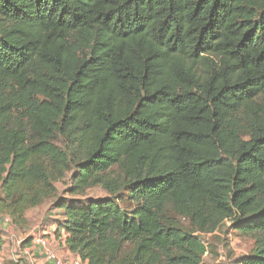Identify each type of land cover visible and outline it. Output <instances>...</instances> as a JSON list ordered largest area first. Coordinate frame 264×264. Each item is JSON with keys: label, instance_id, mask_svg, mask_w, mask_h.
<instances>
[{"label": "trees", "instance_id": "16d2710c", "mask_svg": "<svg viewBox=\"0 0 264 264\" xmlns=\"http://www.w3.org/2000/svg\"><path fill=\"white\" fill-rule=\"evenodd\" d=\"M73 168L83 262L204 264L229 225L264 264V0H0V216Z\"/></svg>", "mask_w": 264, "mask_h": 264}, {"label": "rangeland", "instance_id": "374dc122", "mask_svg": "<svg viewBox=\"0 0 264 264\" xmlns=\"http://www.w3.org/2000/svg\"><path fill=\"white\" fill-rule=\"evenodd\" d=\"M74 172V168L70 172H66L64 179L55 184L57 194L53 199H49L42 206L28 211V223L25 228L18 229L9 225V231L4 232L9 237V250L13 248V244L11 242L12 239L14 241L16 240L15 242L22 241L24 243V245L22 243L20 248L15 252L16 254L22 256L21 259H23V261L26 256L24 257L22 252L25 250V246L30 245L28 243L32 240L42 239L49 242V240L55 239L53 234L56 230V223L62 219V212L56 209L58 199L80 201L86 198H104L107 196L106 192L100 188L89 189L86 191L85 195L73 196L70 188L72 187V176ZM3 224L4 222L2 217H0V235L3 234ZM185 224L187 223L185 222ZM228 226L224 229H220L215 234L204 236V242L208 248V254L204 258V264H237L242 256H246L253 251L256 240L253 237L240 234L233 230L226 232V228ZM28 239L29 242L26 243L25 241ZM49 248L54 249L60 257H62L65 252V244H62V242L60 245L52 243ZM40 251H42L41 258L45 260V263L49 264L43 249L40 248ZM11 254L15 255L13 252ZM70 260L71 257L67 256L64 258V262L66 264H70Z\"/></svg>", "mask_w": 264, "mask_h": 264}, {"label": "crops", "instance_id": "0c3cea01", "mask_svg": "<svg viewBox=\"0 0 264 264\" xmlns=\"http://www.w3.org/2000/svg\"><path fill=\"white\" fill-rule=\"evenodd\" d=\"M2 220L4 222V218L3 217H2ZM11 226L16 228L14 225H11ZM2 227H3V230H2L3 234L0 235V239L2 240V248L0 250V264H47V263H45V260L43 258H41L42 251H40V247L37 244V240L36 239L32 240L30 243H28V244H30L29 246H25V250H23V252H22L24 257L26 256L24 261H23V259H21L22 256H20V255L15 253L16 250L19 249V246L17 244L18 241L15 242L16 240L14 241L12 239L13 241L11 240V242L13 244V248L11 250H9L10 249L9 237L4 233L6 231L7 232L9 231L8 230L9 225L4 222ZM55 240L54 239L49 240V243L50 244L55 243L57 245H60V243L62 242V244H64V238L61 239V240H56V241ZM12 252L16 256L11 254ZM67 256L68 257H74V255H72L65 248V252H64L62 257L66 258Z\"/></svg>", "mask_w": 264, "mask_h": 264}, {"label": "built area", "instance_id": "2783aa9c", "mask_svg": "<svg viewBox=\"0 0 264 264\" xmlns=\"http://www.w3.org/2000/svg\"><path fill=\"white\" fill-rule=\"evenodd\" d=\"M4 222L8 225H12V222L9 218H4ZM22 241H18V246L20 248V246L22 245ZM37 244L39 245V247L41 249H43L44 251V254L46 256V259H47V262L49 264H66L64 262V258L63 257H60L58 255V253L54 250V249H50V243L47 242L46 240H37ZM71 263L70 264H87L85 262H83L82 260L76 258L75 256L74 257H71Z\"/></svg>", "mask_w": 264, "mask_h": 264}, {"label": "clouds", "instance_id": "9594fccd", "mask_svg": "<svg viewBox=\"0 0 264 264\" xmlns=\"http://www.w3.org/2000/svg\"><path fill=\"white\" fill-rule=\"evenodd\" d=\"M73 255V254H72Z\"/></svg>", "mask_w": 264, "mask_h": 264}]
</instances>
